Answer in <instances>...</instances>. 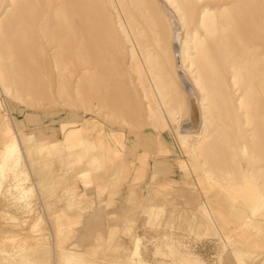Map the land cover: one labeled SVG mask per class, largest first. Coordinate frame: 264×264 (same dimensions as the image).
I'll return each instance as SVG.
<instances>
[{"label": "rangeland", "instance_id": "374dc122", "mask_svg": "<svg viewBox=\"0 0 264 264\" xmlns=\"http://www.w3.org/2000/svg\"><path fill=\"white\" fill-rule=\"evenodd\" d=\"M10 1L0 0V17ZM164 1L178 17L185 18L183 61L191 77L200 82L201 98L210 94L217 108L208 110L209 102H204L207 110L203 133L194 139L195 150L189 152L194 155L202 178L210 181L216 191L212 197L215 209L208 212L210 198H206L200 212L210 219L214 229L222 231L227 244L235 241L248 221L256 220L263 213L238 214L223 195L224 191L232 193L238 189L243 181L240 170L252 174V182L256 184L264 168V132L257 136L256 129L248 123L247 112L239 108L244 90L241 85L234 89L230 81L233 57L241 51L240 43L231 38V32H222L219 24L208 30L199 25L205 10L218 11L229 6L230 1L93 0L95 8L88 10V14L94 12L88 21L91 26L77 25V32L69 33L73 45L65 47V55L73 60L78 71L68 103L55 95L56 72L52 65L45 66L39 58L38 46L34 45L38 40L33 30L36 22L27 6L20 4L16 10H21L23 17L10 19L8 16L0 20V61L6 66L3 72L8 70L6 83L14 96L19 90L24 98L23 102H16L0 89V264H144L125 262L127 249L133 247L132 241L139 242L147 264H188V261L219 264L220 243L216 239L197 240L198 235H208L214 229L199 225L190 234L173 233L169 227V222L175 224L176 214L165 204L176 196L163 200V212L150 218L144 209L133 212L134 194L124 195L129 212L112 233L114 236L106 234L100 243L77 238L76 231L82 233L85 222L94 214L110 221L114 219L108 214L114 213L119 199L116 177L111 179L114 183L109 187L110 194L99 196L95 174L102 170L90 172V185L80 177L88 167L78 157L83 147H64L67 142L64 137L51 145L55 140L53 134L59 131V124L67 113L82 111L87 115L90 112L105 124L111 121L121 125L120 120L137 121L140 112L151 103L154 109H159V97H155L158 88L151 79H162L165 85L173 81L171 91L166 86L160 89L168 91L171 108L180 104L184 109L186 96L176 86L173 32L162 8ZM74 3L78 6L80 2ZM244 30V27L240 30L242 39L249 40ZM20 31L31 39L29 52L19 41ZM65 35H55V42L47 47L49 54L56 49V41ZM205 54H211L219 68L214 81L209 79L204 65ZM145 57L149 59L146 66L142 64ZM132 62L135 68H131ZM261 81L264 88V77ZM39 97L45 101L42 106L37 103ZM254 98L256 101L250 102L256 105H251L254 111L251 113L250 108L251 118L257 117L256 109L260 111V97ZM201 137L207 138L204 145L200 144ZM234 175L238 178L236 184ZM204 185L208 184L204 182ZM194 197L195 193L185 194L179 200L190 207ZM105 231L109 233L106 228L101 233ZM223 258L224 264H239L235 256Z\"/></svg>", "mask_w": 264, "mask_h": 264}, {"label": "crops", "instance_id": "0c3cea01", "mask_svg": "<svg viewBox=\"0 0 264 264\" xmlns=\"http://www.w3.org/2000/svg\"><path fill=\"white\" fill-rule=\"evenodd\" d=\"M161 80L151 79L153 86L155 83L158 88L155 97H159V101L157 100L160 104L159 109H154L151 103L145 111L140 112L135 122L130 123L125 119V121L120 120L121 125H117L111 121L105 124L103 120L98 119L99 122L96 123L98 127L86 126V115L82 111L67 113L62 123L58 122L59 131L53 134L55 140L51 141V145L61 142L64 137L67 138L64 147H83L84 150L78 157L85 160L88 167L80 173V177L88 180L85 182L90 185L92 183L89 178L90 172L95 174V171L101 169L102 172L95 174L98 178L96 179L97 194L99 196L110 194L109 187L112 185L113 177H116V193L119 194L114 213L108 214V217L111 215L114 219L110 221L103 215L94 214L93 218L85 222L82 233L79 234L80 230L76 231L77 238L96 240L100 243L104 235L114 236L112 233L118 230L125 214L129 212L126 206L127 198H124V195L132 194L134 198L136 196L133 212L138 213L144 209L145 212H149L150 218L159 211L163 212L165 205L170 206L172 213L176 214L175 220L173 219L175 224L172 225L173 222L168 224L173 229V233L182 231L192 234L193 229L199 225L214 229L210 225V219L200 212L202 209L200 206L204 203V199L215 197L216 191L210 186V181L202 178L194 155L189 153L190 146L196 138L180 133L182 122L179 118L184 115L186 109L189 114L187 98L184 109L180 104L171 108L168 91L160 88L166 86L171 91L173 81L165 85ZM204 182L208 185L205 186ZM193 193H195L194 203H190V207L179 200L181 196L185 194L193 196ZM170 196L176 198L167 201L164 205L162 201L168 200ZM105 228L109 233L106 231L105 234L101 233ZM221 232L214 229V232L198 235L197 238V240L216 239L220 243L222 254L219 257V264H224V255L235 256L239 264H264V211L256 220L248 221L232 244L226 243V238ZM132 242L133 247L127 249L128 258L125 262L147 264L143 261L139 242ZM169 247L177 254L175 248ZM196 263L188 261V264Z\"/></svg>", "mask_w": 264, "mask_h": 264}, {"label": "bare ground", "instance_id": "6f19581e", "mask_svg": "<svg viewBox=\"0 0 264 264\" xmlns=\"http://www.w3.org/2000/svg\"><path fill=\"white\" fill-rule=\"evenodd\" d=\"M2 1L5 2L8 0ZM74 1L76 0H73L71 3L70 0H11L10 5L6 7L5 13L0 17V20L4 19L5 17L7 18L8 16V18H14L15 16L23 17L22 11L16 10V8L20 4H25L27 6V11L32 15V17H34V21L36 22V24L33 25V30L35 37L37 36L38 40L37 42L34 41V45L38 46V54L40 55L39 58L45 66H49V64L50 66H53V69L56 72L55 95L58 97V99L64 100L66 103L69 102L71 91L73 90L71 85H74V81L77 78L78 73V71L75 70L73 60L65 55V47L68 45H73L71 43V37L69 33L75 34L77 32L76 26L81 25L82 23H85L86 26H91L92 23L90 24L88 21L91 20L90 17L93 18L90 15L94 13L88 14V10L94 6V4H92L93 0H77L78 3L80 2L78 6L75 3V5H73ZM227 1H230V5L222 7L218 11L213 12L210 10H205L204 14L201 16L199 25L208 30L215 24H219L221 26L222 32H231V38L236 40L238 44L240 43L241 51L233 57V75L230 81L234 89L239 87V85H241L243 88L244 93L242 102L239 104V108L245 109L248 116V123H250L256 129V134L258 136L260 132H264V88L261 86V79L264 77V0ZM99 4L100 3H98V6ZM162 8L166 14L170 29L173 32L172 45L175 61L177 64V67L174 68L176 75V86L181 93L185 94L189 111L188 114L186 109L184 115L179 118V120L182 122L180 125V133L182 135H192L193 138H196L197 136H202L201 132L203 128V119L205 116V111L207 110L204 102H209L210 108H208V110L211 109L214 111L217 108L213 103V97L210 96V94L205 99L201 98V92L198 88L200 86V82H198L199 80L193 79L191 77L188 72V68L185 65V61H183L182 45L185 43V18L183 16H181V18L178 17L177 13L167 4L166 1L162 2ZM96 10H98L97 7ZM14 11L15 14L13 13ZM208 22L210 24H208ZM243 27L245 29L244 31H246L249 36V40L244 41L242 39V33L240 30H243ZM20 32V36H18L19 41L22 47L25 50L27 49L29 52L30 44H32L30 43L31 39H29V36L24 32ZM96 32L99 33V31ZM59 34L66 35L63 36L64 39H59L56 41V49L54 48L53 53L49 54L47 47L51 46L52 43L55 42L53 38H55V35ZM134 55H132V58L135 57ZM210 56L205 54L204 65L209 71V79L214 81L219 73V68L215 63H213ZM142 62V64L146 66L149 64V59L145 57ZM3 64L4 63L0 61V89L2 94L7 97H11L16 102H23L24 98L20 95L21 91L16 90L17 96H14L10 92V87L6 83L5 78L8 70L6 69L7 73L4 70L6 74L3 72V68L6 67L3 66ZM133 67L135 68L134 62L131 63V68ZM213 77L214 79H212ZM201 88L205 92V88ZM254 97H260L258 103L260 102L261 104L259 103L260 106H258L260 110L259 112L257 109H254L257 111V117L251 118L250 108L251 113H253L254 111L252 112L253 107H251V105L254 106L255 104H251L250 102L256 101L254 100L256 99ZM44 102L45 101L42 97H39L37 100L39 106L44 105ZM86 114L85 125H94L95 127H98L96 123L99 122V118H97V116L91 115L90 112H87ZM63 130L65 132V127H63ZM65 141H67V138H65ZM206 141L207 138L201 137L200 144L204 145ZM190 147L191 150H195L194 146ZM260 172L261 173L257 177L259 182L254 184V182H252L253 175L246 170H240L239 175L243 178V181L237 186L238 189L234 190L232 193L224 191L223 195L225 200L229 201L230 207L233 208L238 214H244L249 211L262 213L264 211V168L261 169ZM234 177L235 178L233 182L235 183L238 181V178L235 175ZM209 200V205L207 204V207H209L208 212L215 209L214 198H210Z\"/></svg>", "mask_w": 264, "mask_h": 264}]
</instances>
